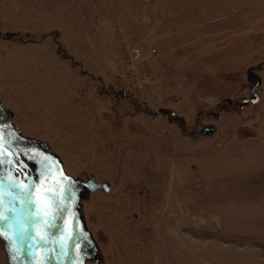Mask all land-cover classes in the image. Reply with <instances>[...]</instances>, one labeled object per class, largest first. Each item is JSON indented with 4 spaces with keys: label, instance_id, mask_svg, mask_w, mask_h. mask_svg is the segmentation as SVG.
I'll return each mask as SVG.
<instances>
[{
    "label": "rangeland",
    "instance_id": "374dc122",
    "mask_svg": "<svg viewBox=\"0 0 264 264\" xmlns=\"http://www.w3.org/2000/svg\"><path fill=\"white\" fill-rule=\"evenodd\" d=\"M0 123L29 264H264V0H0Z\"/></svg>",
    "mask_w": 264,
    "mask_h": 264
},
{
    "label": "water",
    "instance_id": "95a60500",
    "mask_svg": "<svg viewBox=\"0 0 264 264\" xmlns=\"http://www.w3.org/2000/svg\"><path fill=\"white\" fill-rule=\"evenodd\" d=\"M0 127L1 129L3 130V136L2 138L0 139V144L5 140V135H6V130H5V127L3 126V124L0 123ZM213 130L212 129H209V128H205L202 132V134L204 135H208L212 132ZM64 175V174H63ZM87 186L90 188V189H93V185L91 184V182H88L87 183ZM23 215H24V219H25V211H23ZM46 219L51 223V221L54 222V224L56 226H59V223L58 221L50 214L49 210L47 209V214L45 215ZM27 224V221L25 219V225ZM52 224V223H51ZM0 230L3 231L4 233L8 234L9 237H10V241L13 245V247L15 248V250L17 251L18 255H19V258L20 260L22 261L23 264H29L28 262V259H27V256L25 254V252L23 251V249L21 248L20 244H19V241H18V238H17V234H13V233H10L8 230L2 228L0 226ZM63 264H67V261H66V258L64 257L63 259Z\"/></svg>",
    "mask_w": 264,
    "mask_h": 264
},
{
    "label": "built area",
    "instance_id": "2783aa9c",
    "mask_svg": "<svg viewBox=\"0 0 264 264\" xmlns=\"http://www.w3.org/2000/svg\"><path fill=\"white\" fill-rule=\"evenodd\" d=\"M127 52L129 68L134 74H136L135 76L139 78L140 82L143 83L144 87L148 86L151 80L150 76L148 75V73L140 71V65L146 60V54L143 52L140 43L131 44ZM138 74L140 75V77L138 76ZM142 74L148 76H143ZM155 111L158 112V109H156Z\"/></svg>",
    "mask_w": 264,
    "mask_h": 264
},
{
    "label": "bare ground",
    "instance_id": "6f19581e",
    "mask_svg": "<svg viewBox=\"0 0 264 264\" xmlns=\"http://www.w3.org/2000/svg\"><path fill=\"white\" fill-rule=\"evenodd\" d=\"M2 136H3V130L0 128V139L2 138ZM4 189L6 190V188L4 187ZM7 191V190H6ZM0 215H3V214H1L0 213ZM4 216V215H3ZM5 217V216H4ZM18 218V217H17ZM5 222L6 223H8V219H5ZM24 222V226H25V221H23ZM19 223H20V225H19V227H17V228H15L14 230H13V232H11V230L8 228V225L6 226V224L4 225L3 223L0 225L2 228H4V229H6V230H8L10 233H13V234H19V233H21V231H22V229L24 228V226H22V224H21V221H19Z\"/></svg>",
    "mask_w": 264,
    "mask_h": 264
},
{
    "label": "snow or ice",
    "instance_id": "6c2138e0",
    "mask_svg": "<svg viewBox=\"0 0 264 264\" xmlns=\"http://www.w3.org/2000/svg\"><path fill=\"white\" fill-rule=\"evenodd\" d=\"M27 195H30V192L29 193H26ZM4 219H7V217H4L3 215H0V220H4ZM0 235H3L2 232H0ZM7 238V237H6ZM86 239V237H85Z\"/></svg>",
    "mask_w": 264,
    "mask_h": 264
}]
</instances>
